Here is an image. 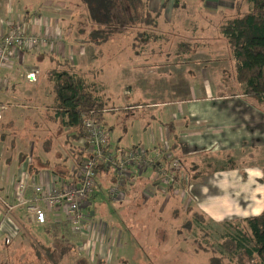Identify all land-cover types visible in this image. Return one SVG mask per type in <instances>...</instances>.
<instances>
[{
    "label": "rangeland",
    "instance_id": "1",
    "mask_svg": "<svg viewBox=\"0 0 264 264\" xmlns=\"http://www.w3.org/2000/svg\"><path fill=\"white\" fill-rule=\"evenodd\" d=\"M96 1L3 0L0 3V38L9 31L12 22L20 20L28 26L33 25L34 20L47 17L48 21L52 20L51 26L57 27L58 36L64 35L62 27L66 32L72 28L70 32L74 33L77 39H84L83 45L86 49V56L74 63V69L94 82L101 97L106 100L109 109L105 112V126L114 127L113 135L117 133V119L121 121L122 127L130 124V119L133 118L139 122L148 119L147 123H151L153 113L155 124L159 119H163V112L176 109L174 107L178 99L193 96L197 89L208 92L205 87L207 82L203 79L205 76L209 77L213 95H229L240 89L241 83L234 78L235 59L221 31L222 23L235 16L233 11L236 10L235 4L238 0H178L176 14L179 17L176 14L174 17L166 14L168 19L161 17L164 20L157 16L156 11L161 10L160 5L157 6L156 0H150L149 8L153 12V23L150 24L137 22L134 18L135 11L131 9L128 0H124L125 3H121L116 11L123 26H120L117 32H112L114 34L102 45V53L99 51L100 47L89 42V35L87 36L89 31L100 27L99 21L92 17L91 12L102 17L96 12L103 7L104 0ZM139 29L145 32L143 38H146L149 32H156L158 38L149 43L138 40L136 36ZM186 43L200 49L212 61L207 62L206 67L200 68L198 72L188 65L182 67L178 60L193 59L192 54L179 53L183 48L187 49ZM133 47L135 52H132ZM14 52L15 50L11 58L14 57ZM42 60V67L48 76L53 68L57 70L68 67L70 63L67 61L71 59L56 53ZM215 61L217 64L213 65L212 62ZM24 64L33 63L31 60H25ZM55 129L58 131L57 127ZM12 132L13 129L10 128L9 133ZM42 136L46 142L55 137L50 129ZM34 137L32 134L31 138ZM66 138L64 133H57L51 145L49 142V149L39 146L40 149L35 150L49 151L51 155L59 153L63 158L69 154ZM142 146L149 149L145 145ZM15 150L13 143L8 152L15 157L7 161L16 159ZM256 156L255 154L244 160L240 168L264 167L261 163L263 159ZM166 161L163 159L158 162L168 163ZM182 165L190 169L186 170L190 176L186 185L184 184L185 193L183 197L180 195L183 200L176 199L177 196L167 189V184L158 180L155 175L150 187L153 192L161 191L157 197L154 193L152 196H144L146 183L137 179L136 186L141 190V197L125 194L123 198L113 199L108 193V188L114 183L103 180L101 182L98 175L97 186L90 199V209L85 210L91 225L96 228L93 230V236L90 232L77 231L80 236L78 238H81L73 239L78 241L77 244L75 241L66 244L59 238L46 236L48 242L40 247V255L38 248L30 245V264H211L212 255H222L225 252L219 241L225 234L235 233L234 227L227 222H235L249 213L239 212L238 205L232 202L231 213L214 212V206L209 202V195L216 193L213 192L216 183L214 177L208 176L204 179L203 186V182L196 179L198 175L195 168L184 163ZM112 173L115 172L111 171V175ZM184 177L186 179L188 176ZM14 180L20 182L16 176ZM178 189L180 192L183 190L180 185ZM224 191L232 193L229 188ZM248 202L251 203L246 199L245 203ZM195 211L203 215V221ZM103 225L108 230L109 239L106 242V253L103 252L105 244L99 243V238L103 236V229H100ZM89 240L103 245L102 249H98L96 242L87 252L82 244L87 246ZM208 243L215 245L216 250L211 249ZM230 257L231 255H227L223 264H238L236 260L230 261Z\"/></svg>",
    "mask_w": 264,
    "mask_h": 264
},
{
    "label": "crops",
    "instance_id": "2",
    "mask_svg": "<svg viewBox=\"0 0 264 264\" xmlns=\"http://www.w3.org/2000/svg\"><path fill=\"white\" fill-rule=\"evenodd\" d=\"M2 1L0 0V3ZM156 2L161 8L157 11L155 9L160 13V19L164 20L161 17L166 19L168 16L174 17L178 5H175L174 0H156ZM250 7L251 3L247 0H238L233 13L236 15L239 10L242 12ZM166 14L168 16H165ZM50 21L44 17L42 20H34L33 25H25L26 32L37 34L43 38V41L30 49H13L15 55L13 58L10 57L2 73L5 76L6 85L0 89V105L2 106V118L0 119V134H2L0 136V264H30V245L37 247L38 255H40V247L42 248V244L48 242L47 238H59L66 244H71L77 239L81 240L78 238L80 236L77 231L72 229L65 209L58 211L49 209L47 221L39 223L22 204L24 197L32 198L35 194L34 184L36 182L50 184L60 178L74 180L78 177L76 157L73 158V151L71 152L70 149L69 154L63 158L59 153L51 155L49 151L37 152L35 150L40 149L41 146L49 149L57 133L62 131L60 122L55 116L57 107L54 91L55 79L51 72L56 68H53L47 76L42 67L44 62L42 59L59 53L71 60L68 67L57 70L75 71L74 63L86 56L84 39L74 37V33L70 32L72 28L66 32L62 27L64 35L59 34L58 36L57 27H52ZM134 47L132 52H135ZM183 49L179 53L192 54L193 59L178 60L182 63V67L188 65L189 68L198 72L200 68L206 67L207 62L212 61L208 58L209 56L193 45ZM13 51L10 56L13 55ZM25 60L27 62L31 60L33 64L23 65ZM216 62H212L213 65H216ZM233 70L235 71L234 68ZM32 71L37 73L36 81H30L27 78V74ZM234 78H236L235 72ZM203 79L207 82L205 87L209 90L208 92H201L197 89L193 96L178 99L174 107L176 109L172 112L171 109L170 112L168 110L163 112L161 115L163 119H159L155 124H153V113L151 123H147L148 119L139 122L133 118L130 119V124L122 127L120 126L121 121L117 119V133L113 135V126L108 128L111 135L109 149L117 156H122L123 149L136 145L149 147L151 153L156 148H169L185 165L195 168V173L198 175L196 179L201 180L203 186L204 179L208 176L214 177L216 183L213 192L216 193L209 195V202L214 206V212L231 213L232 202L238 205L239 212L259 213L264 208V167L240 168V166L243 165L244 160L255 154L256 157L263 159L261 163L264 165V158H262L264 157V106L244 93L245 85L240 84V89L229 95H213L211 84L208 82L209 77L205 76ZM236 81L239 82L237 78ZM254 103H257V106ZM105 112H103V123L106 125ZM10 128L13 129L12 133H9ZM48 129L54 133L55 137L46 142L42 135L47 133ZM32 134L35 135L33 139ZM13 143L17 157L13 161H7L15 157L8 152ZM33 155L36 161L40 160L37 171L29 169ZM211 157L213 159H210ZM46 161L50 162L47 166ZM55 169L58 172L54 171ZM187 169L190 170L184 167L189 179ZM153 171V166H132L130 176L128 175L120 184L121 198L125 197V194L141 197V190L136 186L138 180L146 183L143 190L144 196H152L154 193L157 197L156 195L161 191L153 192V188L150 187L153 183ZM63 173L69 175L74 173L76 176L68 177ZM113 174L111 175V171L104 172L100 176V181L117 183ZM203 174L207 175L202 176ZM15 176L20 182L26 183L22 193L19 189L20 182L17 183V180H14ZM227 188L230 189L231 194L225 193L224 190ZM92 196L93 194L91 198ZM176 199L183 200L180 196ZM246 199L251 203H245ZM95 229L89 218H86L82 231L90 232L93 236ZM100 229H103L101 231L103 236L99 238V243L105 244V249L102 251L106 253V242L109 240L108 230L105 225ZM75 242L78 243V241ZM99 243L98 249L101 250L103 245Z\"/></svg>",
    "mask_w": 264,
    "mask_h": 264
},
{
    "label": "trees",
    "instance_id": "3",
    "mask_svg": "<svg viewBox=\"0 0 264 264\" xmlns=\"http://www.w3.org/2000/svg\"><path fill=\"white\" fill-rule=\"evenodd\" d=\"M149 1L128 0L131 9L136 13L134 18L137 22L153 23V12L149 8ZM178 2L175 0V5ZM247 2L251 3V7L242 12L239 10L238 14L223 22L221 31L235 59V76L241 84L245 85L244 93L264 106V0H247ZM121 3L124 4L125 1L104 0L103 7L96 12L102 17L90 11L92 17L99 21L100 27L89 31L87 36L89 35L90 43L100 47L101 53L102 45L119 30L120 26H123L122 19L117 18L116 12ZM157 16H160V13H157ZM144 35L145 32L139 29L136 38L146 43L158 38L156 32H149L146 38H143ZM185 46L188 47L189 44L186 43ZM52 76L55 79L54 91L57 106L55 116L60 122L61 133L67 136L66 144L73 151V158L76 157L79 171L80 162L87 155V148L80 143L87 136L82 114L95 111L97 120L103 122V112L109 108L106 100L96 89L95 83L87 79L86 75L73 70H54ZM2 77L5 76L2 74ZM32 158L29 169L37 171L40 160L36 161L34 155ZM48 163L50 162L46 161L45 165H49ZM54 171L58 172L56 169ZM110 171L109 168H99V179L104 172ZM65 175L76 176L74 173ZM113 175L118 181V175L115 173ZM195 213L203 221V215L198 211ZM232 221L229 220L227 223L234 227L235 233L225 234L219 241L225 252L222 255H212L210 263L223 264L227 259L226 256L231 255L229 260H236L238 264H264V208L259 213ZM209 245L211 249L216 250L215 245L213 246L212 243Z\"/></svg>",
    "mask_w": 264,
    "mask_h": 264
},
{
    "label": "built area",
    "instance_id": "4",
    "mask_svg": "<svg viewBox=\"0 0 264 264\" xmlns=\"http://www.w3.org/2000/svg\"><path fill=\"white\" fill-rule=\"evenodd\" d=\"M9 31L0 38V89L6 85L2 77V70L10 61V54L15 48H30L38 45L43 38L37 34L26 32L23 21L11 23ZM27 78L30 81L37 80L35 71L29 72ZM2 106L0 105V119L2 118ZM83 125L87 130V136L80 143L87 148V155L79 166L78 177L74 180L60 178L56 182L34 184L35 194L32 198L24 197L22 204L35 217L39 223H45L49 209H65L67 218L76 231H82L86 221V209H90V198L98 182L99 168H109L118 175L117 183L110 185L108 193L113 199L121 197L120 184L132 171V166H153V175L167 184V189L175 196L185 193L184 184L188 182L183 162L169 148L155 149L154 156L150 149L142 145H136L123 149V155L117 156L109 147L111 135L108 128L97 120L95 111L82 114ZM167 160L168 163H160L159 160ZM130 176V175H129ZM59 183V184H58ZM181 183V184H180ZM182 188V192L180 189ZM26 187L24 181L20 182L19 189L22 193ZM180 196V197H181ZM87 252L94 247L95 242L88 245L82 244ZM88 248V249H87ZM91 253V252H90Z\"/></svg>",
    "mask_w": 264,
    "mask_h": 264
}]
</instances>
